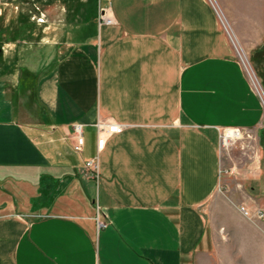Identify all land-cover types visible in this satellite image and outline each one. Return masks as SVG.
I'll use <instances>...</instances> for the list:
<instances>
[{
    "label": "crops",
    "instance_id": "obj_1",
    "mask_svg": "<svg viewBox=\"0 0 264 264\" xmlns=\"http://www.w3.org/2000/svg\"><path fill=\"white\" fill-rule=\"evenodd\" d=\"M86 3L37 83L44 121L22 119L0 93V264H264V217L212 209L222 131L262 116L234 45L264 52V0ZM99 122L122 127L101 151ZM94 158L98 179L85 165ZM26 172L75 181L106 226L21 213L24 197L4 184Z\"/></svg>",
    "mask_w": 264,
    "mask_h": 264
},
{
    "label": "rangeland",
    "instance_id": "obj_2",
    "mask_svg": "<svg viewBox=\"0 0 264 264\" xmlns=\"http://www.w3.org/2000/svg\"><path fill=\"white\" fill-rule=\"evenodd\" d=\"M100 4H104V0H91L89 8L96 12ZM86 5V0H0V93L12 100V106L22 119L31 123L44 121V111L36 100L37 83L42 73L54 65L59 45L70 40L72 23L76 20L75 8ZM243 55L264 93V52L257 48ZM241 60L238 56L262 116L254 126L233 129L238 131L239 137L223 142L222 131L223 178L212 203L214 211L229 206L240 214L242 206L250 212L264 210V103ZM78 174L83 181L87 180L84 173ZM18 175L17 185L8 186L5 182L4 190L24 197L25 204L19 206L21 213L29 212L36 218L47 213L91 217L97 225V209L75 181H58L55 173L48 177L34 172ZM90 191L91 198V188ZM42 197L51 198L47 201L56 199V204L42 205Z\"/></svg>",
    "mask_w": 264,
    "mask_h": 264
},
{
    "label": "built area",
    "instance_id": "obj_3",
    "mask_svg": "<svg viewBox=\"0 0 264 264\" xmlns=\"http://www.w3.org/2000/svg\"><path fill=\"white\" fill-rule=\"evenodd\" d=\"M100 22L110 24L113 22L111 16L105 10L100 11ZM235 46V45H234ZM260 95V94H259ZM261 97V95H260ZM262 100V97H261ZM263 102V100H262ZM122 127L116 123H107V122H99L97 125V149L101 151L106 144V139L108 135L115 134L120 132ZM235 132H238L235 130ZM72 137L74 139V150L78 153H81L84 148L85 139H84V131L83 126L81 124H75L72 127ZM87 169L89 170L90 176L93 179H98L99 176V167H98V159H90L85 163ZM241 213L246 217L255 216L259 219L264 217V211L261 209H257L255 213L248 211L245 207H240ZM105 222L102 220V215L100 211L97 212V227L103 228L105 227Z\"/></svg>",
    "mask_w": 264,
    "mask_h": 264
},
{
    "label": "bare ground",
    "instance_id": "obj_4",
    "mask_svg": "<svg viewBox=\"0 0 264 264\" xmlns=\"http://www.w3.org/2000/svg\"><path fill=\"white\" fill-rule=\"evenodd\" d=\"M235 48H236V51H237V54L240 58V60L243 62L245 68L247 69L248 73H249V76L250 78L252 79V82H253V85L256 87V89L258 90V93L261 95L262 97V100H264V93L255 77V74L253 72V69L252 67L250 66V64L248 63V61L246 60V56L243 55V52L241 51L240 48H238V46H236L235 44ZM244 56V57H243ZM246 61V63H245ZM264 103V101H263ZM240 134L238 132H235V130H233L232 128H228L224 131V137H223V142L228 139H231V138H236V137H239Z\"/></svg>",
    "mask_w": 264,
    "mask_h": 264
}]
</instances>
